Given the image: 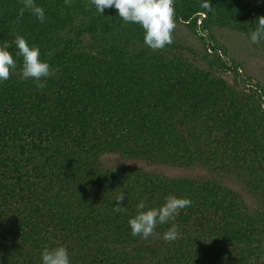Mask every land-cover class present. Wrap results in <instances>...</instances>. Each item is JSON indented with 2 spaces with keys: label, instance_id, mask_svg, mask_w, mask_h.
<instances>
[{
  "label": "trees",
  "instance_id": "obj_1",
  "mask_svg": "<svg viewBox=\"0 0 264 264\" xmlns=\"http://www.w3.org/2000/svg\"><path fill=\"white\" fill-rule=\"evenodd\" d=\"M35 3L43 24L27 9L19 16L22 0H0V43L17 65L0 83V264H41V251L59 245L71 264H264V89L246 86L219 47L154 51L115 8ZM211 5L174 0L175 21L194 34L234 30L264 53L249 40L264 0ZM17 34L50 64L43 89L21 76ZM109 156L219 179L112 172ZM122 192L126 210L116 212ZM169 194L192 204L148 240L133 237L136 204L159 207ZM172 224L180 235L169 243Z\"/></svg>",
  "mask_w": 264,
  "mask_h": 264
},
{
  "label": "clouds",
  "instance_id": "obj_2",
  "mask_svg": "<svg viewBox=\"0 0 264 264\" xmlns=\"http://www.w3.org/2000/svg\"><path fill=\"white\" fill-rule=\"evenodd\" d=\"M71 0H65L70 3ZM23 6L19 16L22 17L25 9L30 11L43 24L46 21L45 10L38 6L35 0H22ZM89 6L102 16L106 8H115L117 15L126 23L138 24L143 29V41L146 47L152 50L164 49L173 43V32L176 28L174 0H89ZM202 7L209 13L213 11L211 0H202ZM249 40L257 45L264 42V16L257 18L256 26L249 34ZM17 51L15 56L22 58L20 68L23 79H32L38 89L46 87L45 80L51 74V67L47 60L41 59L40 48L30 44L25 37L17 34L12 42ZM11 45L8 42L0 43V83L10 77V73L17 69L13 54L9 52ZM125 200V193H120L115 201L114 211H125L120 206ZM190 198L177 197L169 194L159 207H147L143 200L136 204V214L128 220L133 237L148 240L158 225L167 224L174 220L181 209L191 206ZM180 235L179 228L172 224L162 236V239L171 243ZM41 264H71L68 249L63 246L45 247L41 251Z\"/></svg>",
  "mask_w": 264,
  "mask_h": 264
},
{
  "label": "rangeland",
  "instance_id": "obj_3",
  "mask_svg": "<svg viewBox=\"0 0 264 264\" xmlns=\"http://www.w3.org/2000/svg\"><path fill=\"white\" fill-rule=\"evenodd\" d=\"M213 37L216 42L211 39ZM173 42L199 54H202L204 44L206 47L210 44L221 48L222 51L226 53V57H223L224 60L230 65L233 64L232 66H237L238 72L242 75L241 79L245 84H248L246 86H252L256 91H258L257 89L259 88L264 89V53L254 49L243 35L234 30L216 28L210 33L198 30L197 34H194L191 33L185 25L176 23V28L173 32ZM221 76L229 83L232 82V75L230 73H225ZM101 160L104 169H108L112 172L140 170L141 172L150 175L152 174L176 179H219L199 167L178 169L168 166H151L142 162H129L122 160L118 156L103 157ZM224 185L228 188H234L235 191L239 190L234 184L227 180L224 181Z\"/></svg>",
  "mask_w": 264,
  "mask_h": 264
}]
</instances>
